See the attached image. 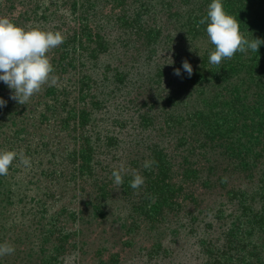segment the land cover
<instances>
[{"label":"trees","instance_id":"trees-1","mask_svg":"<svg viewBox=\"0 0 264 264\" xmlns=\"http://www.w3.org/2000/svg\"><path fill=\"white\" fill-rule=\"evenodd\" d=\"M210 2L0 0V18L64 37L25 104L0 82V150L18 154L0 264H264V43L209 63ZM262 4L222 0L248 40Z\"/></svg>","mask_w":264,"mask_h":264},{"label":"clouds","instance_id":"clouds-1","mask_svg":"<svg viewBox=\"0 0 264 264\" xmlns=\"http://www.w3.org/2000/svg\"><path fill=\"white\" fill-rule=\"evenodd\" d=\"M205 32L208 40L214 45L208 56L211 64H219L223 58H230L237 51H257L264 41L254 38L245 39L240 31L237 20L223 10L222 0H211L206 14ZM200 24H205L201 18ZM64 37L59 31H44L39 28L25 29L7 19L0 18V82H4L12 90L11 97L18 103L25 104L29 98L38 92L41 85L49 80L52 65L46 53L49 49L60 45ZM182 68L190 76L191 65L182 61ZM179 76L180 69H174ZM5 101L0 99V106ZM17 153L12 150H0V175H6L9 165ZM20 162L26 166L30 164L28 157L19 154ZM154 161L145 160L143 166L149 168ZM120 169H113L111 176L116 185L122 183ZM143 184V177L135 175L130 181V187L136 189ZM14 247L7 243H0V256L11 254Z\"/></svg>","mask_w":264,"mask_h":264},{"label":"rangeland","instance_id":"rangeland-1","mask_svg":"<svg viewBox=\"0 0 264 264\" xmlns=\"http://www.w3.org/2000/svg\"><path fill=\"white\" fill-rule=\"evenodd\" d=\"M263 1H264V0H263ZM262 8H264V4H262ZM251 24L253 25L254 23L252 22ZM256 59H261V60L264 61V55H262V54H257ZM260 71L264 72V68H261ZM254 116H255V122L260 121V122L263 124V127H264V108H261V111H260V112L255 111ZM251 137H252V136H251ZM252 139H259V135H258V133H257L256 135H253ZM236 171H239V170L237 169ZM230 172H231V171H230ZM232 173H233V171H232ZM94 235H95V234H94V231H91L90 237H91V239H93L94 242H96V237L94 238ZM243 256H244V255H243ZM243 256H242V257H243ZM200 259H201V257L197 258V259L195 260V263H199ZM248 259H249V258L244 259V260H245V261H248ZM90 261H91V260H90ZM88 263H89V262H88ZM73 264H74V260H73ZM79 264H81V262H79ZM143 264H149V262H143Z\"/></svg>","mask_w":264,"mask_h":264}]
</instances>
